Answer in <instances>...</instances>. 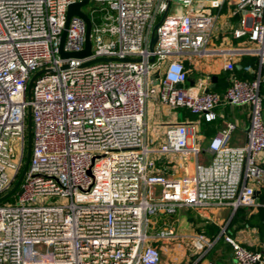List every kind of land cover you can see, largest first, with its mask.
Wrapping results in <instances>:
<instances>
[{
  "label": "built area",
  "instance_id": "2783aa9c",
  "mask_svg": "<svg viewBox=\"0 0 264 264\" xmlns=\"http://www.w3.org/2000/svg\"><path fill=\"white\" fill-rule=\"evenodd\" d=\"M80 2L0 0V198L23 169L28 110L31 116L16 201L6 203L12 194L0 202V264H160L153 241L176 235L171 228L151 235V218L263 206L256 191L264 189V170L256 160L264 151V0H89L81 11L91 23V54L61 58L68 8ZM224 3L237 17L232 38L255 45L240 51L257 58L255 78L232 75L223 94H192L184 88V56L208 53ZM85 35V22L71 17L63 51L81 52ZM224 68L233 72L234 64ZM152 98L206 122L220 106H246V142L230 147L228 124L210 141L208 164H196L188 181L167 177L157 157L196 158L200 150L189 145L185 124L148 144ZM224 241L234 264H261V253ZM192 244L200 252L212 246L198 237Z\"/></svg>",
  "mask_w": 264,
  "mask_h": 264
},
{
  "label": "crops",
  "instance_id": "0c3cea01",
  "mask_svg": "<svg viewBox=\"0 0 264 264\" xmlns=\"http://www.w3.org/2000/svg\"><path fill=\"white\" fill-rule=\"evenodd\" d=\"M232 6L224 3L207 46L208 53L202 57L194 54L184 56L183 65L187 74L184 88L192 94L209 91L223 94L233 75L240 80L255 78L257 58L241 54L243 49H255L245 38L233 39L231 31L237 24V17L231 14ZM228 62L234 64V71L225 70ZM215 79V80H213ZM264 94V84L261 85ZM216 119L206 122L202 117L192 115L184 109H170L152 98L145 113L146 139L149 145L157 146L163 140L168 126L185 124L189 127V145L200 150L197 157L192 155H167L156 158L157 166L167 177L188 181L196 164L206 165L210 160L208 145L212 138L228 124L234 125L229 146L238 148L246 142L249 126V108L220 106L215 111ZM264 119V100L262 102ZM259 168L264 170V151L257 157ZM256 198L263 205L258 208L243 207L232 212L229 208L207 210L180 209L173 216L159 215L151 218L149 232L173 229V240L153 241L160 254V264H234L232 248L224 241V235L232 238L244 248L262 254L264 264V189L256 191ZM224 234V235H223ZM212 244L203 252L192 244L196 238Z\"/></svg>",
  "mask_w": 264,
  "mask_h": 264
},
{
  "label": "water",
  "instance_id": "95a60500",
  "mask_svg": "<svg viewBox=\"0 0 264 264\" xmlns=\"http://www.w3.org/2000/svg\"><path fill=\"white\" fill-rule=\"evenodd\" d=\"M88 1L89 0H81L80 3L72 5L68 8L65 30L63 31V33L60 37V44H59V50H58L61 58H85L91 54V43H90V39H89L90 30H91V23H90L89 18L81 11V8L86 6ZM73 16L81 18L86 24V35H85L84 49L79 53H65L63 51V44H64V40L66 37V29L68 27V23H69L70 18ZM156 28H157V26L154 27V30ZM155 41H156V38L152 34L150 46H152L155 43ZM152 61L153 60L151 59L150 62H152ZM156 77L157 76H155L154 79H156ZM213 80H215V79H213ZM32 81H33V79L28 84V88H27L28 97L30 95V89H31ZM212 87L213 86H210L208 89H206L205 93H207ZM30 152H31V116H30V111L28 110V112H27L26 152H25L24 166H23L21 174L18 177L17 181L15 182L14 186L5 196L0 198V202L7 199L9 196H11L18 189V187H19V185L23 179V176L27 170V167H28Z\"/></svg>",
  "mask_w": 264,
  "mask_h": 264
},
{
  "label": "rangeland",
  "instance_id": "374dc122",
  "mask_svg": "<svg viewBox=\"0 0 264 264\" xmlns=\"http://www.w3.org/2000/svg\"><path fill=\"white\" fill-rule=\"evenodd\" d=\"M84 10H86V8H84ZM159 19H160V17L158 18V20H159ZM16 198H17V192H16L15 194H13L11 197H9V198L6 200V203L13 204V203H15Z\"/></svg>",
  "mask_w": 264,
  "mask_h": 264
}]
</instances>
